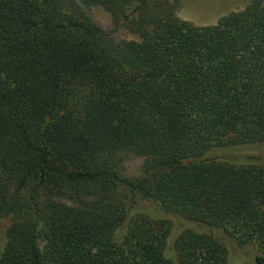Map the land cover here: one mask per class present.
<instances>
[{
	"label": "trees",
	"instance_id": "obj_1",
	"mask_svg": "<svg viewBox=\"0 0 264 264\" xmlns=\"http://www.w3.org/2000/svg\"><path fill=\"white\" fill-rule=\"evenodd\" d=\"M180 1L0 0V264H264V163L216 155L264 144V0L203 26ZM173 215L207 231L170 245Z\"/></svg>",
	"mask_w": 264,
	"mask_h": 264
},
{
	"label": "rangeland",
	"instance_id": "obj_2",
	"mask_svg": "<svg viewBox=\"0 0 264 264\" xmlns=\"http://www.w3.org/2000/svg\"><path fill=\"white\" fill-rule=\"evenodd\" d=\"M247 2L248 0H181L180 6L177 10V15L179 18L187 20L195 25H212L228 12L243 8ZM87 12L102 29L111 31L112 35L116 39L139 40V36L136 33L131 32L122 25H117L110 13L103 7L94 5L88 8ZM222 154L223 155H219V152H216V155H218L217 157L225 160L226 158L224 155L231 158L228 159L230 161H233L232 159H251L264 163V144L244 145L233 151H224ZM142 162L143 158L140 156L130 157V159L124 163L123 173L128 177H138ZM129 199L133 203L132 205L136 206V208L140 211H143L151 216H165V214L157 208L155 203L148 199L139 197ZM168 218L171 221V232L169 236L170 245L174 238L187 227L207 231V229L202 225H197L196 223H192L179 216L173 215L168 216ZM9 222L10 217L0 219V248ZM215 234L220 235L218 231H215ZM226 242L228 245V264H243L245 262H250L256 253L259 252L255 243L238 246L233 241L228 239Z\"/></svg>",
	"mask_w": 264,
	"mask_h": 264
}]
</instances>
